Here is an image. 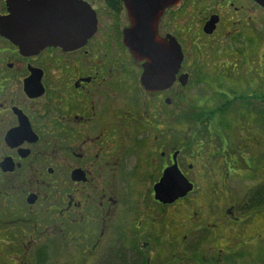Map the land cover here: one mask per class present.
Returning a JSON list of instances; mask_svg holds the SVG:
<instances>
[{
    "label": "flooded vegetation",
    "instance_id": "flooded-vegetation-1",
    "mask_svg": "<svg viewBox=\"0 0 264 264\" xmlns=\"http://www.w3.org/2000/svg\"><path fill=\"white\" fill-rule=\"evenodd\" d=\"M148 35L181 48L167 89L146 90V61L127 45ZM211 55L251 68L203 75ZM194 75L212 87L260 80L264 97V0H0V249L17 264L40 252L44 264L65 253L73 264H242L264 238L238 243L249 203L229 201L209 169L226 171L227 156L207 151L210 133L178 130ZM174 166L193 190L165 204L156 188ZM210 239L222 248L206 257Z\"/></svg>",
    "mask_w": 264,
    "mask_h": 264
},
{
    "label": "rangeland",
    "instance_id": "rangeland-1",
    "mask_svg": "<svg viewBox=\"0 0 264 264\" xmlns=\"http://www.w3.org/2000/svg\"><path fill=\"white\" fill-rule=\"evenodd\" d=\"M211 56L212 57L203 59V62L198 65L197 69L204 71L202 73L203 75H210L212 72H216V69L221 70V67L226 64L229 65V69L231 70L235 67L236 69L240 68L239 62H236L234 58L226 61L224 57L216 56L215 58L213 55ZM252 62L254 63V68L260 66L257 59ZM250 68L251 65L249 62H245L243 70L239 69V71L248 72ZM199 75H194L189 86L182 90L179 95V114L187 116L188 118H186L184 122L180 121L178 130L179 132L186 131L188 126H194L196 132L204 131L206 134H211L205 138L206 144L208 142L207 146H209L207 147V151L212 152V150L216 151L217 149L220 153L224 151L223 155L224 157L227 156L230 167L228 166L226 171H218L211 165V167H209L210 172L216 177L214 178L216 181H219L221 178L223 179L227 172L222 187H224L225 195H227L229 201L233 200V202L238 203L247 201L249 193H251L252 190L264 188V118L261 116L264 115V112H262L264 111V103H256L254 106L253 103L244 102L243 105L240 102H238V104L233 103V100L236 94H243L246 98L252 97L253 94L255 95V99H260L261 95L258 89L261 81L257 80L258 86H253L250 76L249 81L251 83L249 85L250 87L248 86L249 89L245 88L244 85L241 86L239 82L236 86L228 87V89L226 85L222 87H212L210 83L207 85L200 84L196 81V77ZM255 77L257 78L256 75ZM192 82L194 84H192ZM225 100H229V102L226 103ZM227 124H229L230 127H227ZM179 136L180 142H183L181 145H185L184 143L187 142L188 144L193 143L192 136L187 137L183 134ZM201 141H203L202 138L198 139L195 143L199 144ZM234 161H236L237 164H235ZM203 165H205V163H203ZM201 188L205 190V192H211L210 185L204 184ZM212 188L216 190L214 185H212ZM257 215L244 217V224L238 227L237 230L242 233L243 238L246 239H238V243L255 244L258 237H264V210ZM187 216L190 218V215H185V217ZM182 218L183 216H181V219ZM246 231L249 234L245 233ZM233 235L234 232L228 230L227 244L229 247H233L235 245V239L238 238L236 235L232 238ZM23 239L22 235H20V242H24L26 245L31 243L28 238ZM1 242L0 240V248L2 247ZM261 244L257 249L249 247V255L242 264H264V244L262 242ZM203 246L202 253L206 257L217 255L218 251H216V247L222 248L221 245H217L216 241L211 239L204 243ZM24 252H19L20 259L23 258L22 254H24ZM164 252L169 255L171 254V249L168 248L164 250ZM16 253L17 251L11 249H0V264H12L14 260L13 254L16 255ZM29 253L33 256V253L35 254L36 251L31 250ZM70 255V253H65L56 263L49 264H73L71 263L72 258ZM22 261L24 264H27L26 261ZM14 264H17L16 260H14Z\"/></svg>",
    "mask_w": 264,
    "mask_h": 264
},
{
    "label": "water",
    "instance_id": "water-1",
    "mask_svg": "<svg viewBox=\"0 0 264 264\" xmlns=\"http://www.w3.org/2000/svg\"><path fill=\"white\" fill-rule=\"evenodd\" d=\"M12 8V7H11ZM144 41L128 42L133 56L138 61H146L142 85L148 91L167 89L180 71L183 61L181 48L176 43L160 41L157 36L148 35ZM186 76L180 78L186 84ZM193 187L174 166L165 171L161 183L156 188V198L167 204L185 197Z\"/></svg>",
    "mask_w": 264,
    "mask_h": 264
},
{
    "label": "trees",
    "instance_id": "trees-1",
    "mask_svg": "<svg viewBox=\"0 0 264 264\" xmlns=\"http://www.w3.org/2000/svg\"><path fill=\"white\" fill-rule=\"evenodd\" d=\"M237 95H241L240 98L243 100V103L249 102L248 99H251V97L246 98V96L243 94H237ZM261 98H264V97H261ZM220 180H222V178ZM247 201L249 203L248 210L246 209L247 213H249L250 215H255V214L257 215L258 213H261L264 210V188H258V189L252 190V192L249 193ZM263 243H264V240H263ZM37 264H44V256L42 252H40V254L38 255ZM106 264H112V263L107 262Z\"/></svg>",
    "mask_w": 264,
    "mask_h": 264
}]
</instances>
